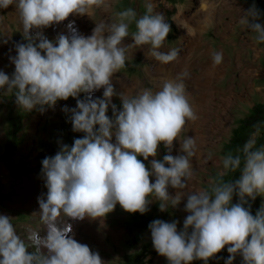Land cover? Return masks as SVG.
<instances>
[{"label":"clouds","instance_id":"clouds-1","mask_svg":"<svg viewBox=\"0 0 264 264\" xmlns=\"http://www.w3.org/2000/svg\"><path fill=\"white\" fill-rule=\"evenodd\" d=\"M12 4L19 11L28 43L17 44L18 55L10 57L15 64L12 77L0 71V89L6 86L8 93L15 90L16 103L27 111L101 88L104 99H78L77 108L71 109V122L73 131L84 132L85 136L75 139L71 147L63 145L55 156L42 161L48 191L46 200L39 199V205L46 235L32 231L22 239L11 218L0 215V264H104L98 252L69 235L72 228L64 217L102 218L117 203L125 211L143 214L148 210L149 196L161 202V210L169 204L176 206L181 196L171 197L168 186L185 189L193 179L189 158L195 156L197 147L195 139L187 137L181 143L184 155L166 154L163 162L153 159L152 171L138 159L156 157L161 142L171 152L186 122L197 119L179 77L165 80L156 92L142 89L131 98L120 94L122 110L117 112L113 104L115 118L106 115L116 94L111 78L126 66L128 59L122 42L129 36V24L135 20V44L150 45L157 61L167 64L175 60L179 49L173 48L167 54L160 51L171 27L151 3L138 20L135 10L128 8L118 14V24L96 25L88 37L73 34L69 39L61 34L55 44L40 38V32L34 37L30 30L62 22L71 14L83 15L93 6H105L106 0H0V8ZM259 16L253 5L241 23L264 42V25L255 22ZM105 32L109 33L107 37ZM36 38H40L38 44ZM222 59V53H213L215 64ZM113 135L115 143L111 142ZM253 146L254 141L250 140L243 147L240 179L234 183L219 180L211 191L188 195L185 210L190 214L184 220L183 231L178 232L175 221L157 219L149 224L152 244L169 264H190L194 259L207 262L225 245H231L227 248L231 255L226 264H232L237 253L244 264H264V209L253 216L241 203H231L237 190L241 201L246 195L254 199L257 194H264V147L253 150ZM223 166L234 172L241 166V157L229 154L223 159ZM153 174L154 183L150 182ZM30 247L34 251L29 252ZM41 249H47V253Z\"/></svg>","mask_w":264,"mask_h":264},{"label":"rangeland","instance_id":"rangeland-1","mask_svg":"<svg viewBox=\"0 0 264 264\" xmlns=\"http://www.w3.org/2000/svg\"><path fill=\"white\" fill-rule=\"evenodd\" d=\"M169 1L173 0H106L105 6H93L83 15L71 14L62 22L53 23L42 29L30 30V34L34 37L36 32H40V38H47L54 44L61 34L68 36L69 39H71L73 34L88 37L93 34L96 25L105 24L110 27L112 24H118L120 22L118 14L128 8L135 10L137 13L136 19L138 20L146 13V5L151 3L154 11L161 13L165 17V22L171 27L163 48L160 49L162 53L167 54L173 48L183 49V47L187 46V43L191 42L190 40L198 38L196 52L208 51L210 54L219 52L223 55L222 62L220 65H217L218 69L214 73V75H217L216 79L214 81L211 80L208 84L210 89L208 95L211 94L212 99L216 100L217 111L208 112L204 117L203 127L207 129V133L203 135V142L196 147V151L201 155V159L192 164L193 179L188 182L185 189H177L171 185L168 186L169 195L171 197H175L176 195L181 196L180 202L176 206L169 204L164 210H161V202L155 197L149 196L150 203L147 206L148 210L143 214L125 211L117 203L113 211L102 217L105 231L100 235L87 231L82 222L75 226L74 222L72 224L73 220L71 218L64 217V222L70 224L72 228L69 235L77 242L88 245L93 252H98L104 264H122L126 255L136 252L142 246L147 247L143 264H169L167 258L158 254L155 250L152 244L151 230L148 227L149 224L157 219L169 223L175 221L177 222L178 232L183 231L184 220L190 214L185 210L188 195L200 190L211 191L213 183L217 182V177L227 171L223 166V159L228 155L225 145L231 136L233 128L237 126L242 117L249 113L251 106L255 102L264 103V42L257 40V33L250 29L247 24L241 23V20L247 17V9L244 7H223L225 13L227 10L237 12L233 18H226L229 29L230 24L234 25V32L231 34V37L227 35L228 29H222V34L218 37L215 35L213 29L209 28L207 31L199 32V35H201L199 38V36L193 34L192 30L187 31L189 27L187 22L189 19L188 13L195 6L192 5L187 10L179 9L173 17V13L187 2L185 0H177V5L174 6ZM226 2L228 3V1ZM208 6L211 7L209 4ZM217 8L219 9L220 6ZM256 9L259 10L260 16L255 22L264 25V1H261ZM198 10H200L199 6ZM177 14L182 15L187 23V28L181 29L179 27L180 32L172 20V17L175 20ZM249 19L251 22V18ZM73 29L75 32H73ZM183 29H186L187 34ZM128 31L129 36L124 38L122 42L123 46L127 48L126 55L128 59L126 60V66L120 69L119 72L114 73L111 78L116 94L112 96L106 113L110 119L115 118L112 108L113 104L116 106L117 112L122 110L120 94L131 98L142 89H151L153 92H156L157 88H160V86H157L160 81H158L156 76L159 75L157 72L163 68L161 67L163 63L157 61L154 57L145 55V50L143 49L151 48L150 45L139 46L135 44L132 36L137 31L135 20L129 24ZM188 34L191 36L189 37ZM107 35L109 33L105 32L104 36L107 37ZM13 36H19L21 38L20 43H28L24 38L23 25L15 4L9 5L7 8H0V71L9 75L10 78L15 71V64L10 57L18 55L16 49L18 43L12 39ZM40 38L35 39L36 44L39 43ZM41 54L45 55L42 50ZM154 70L157 72L154 73ZM192 71L195 72L196 70L192 69ZM183 82L186 92L191 95H189L191 98L196 96L202 88L201 85L197 86L191 80H183ZM4 90L0 94L1 98H6V86ZM103 92L104 89L101 88L92 93H80L78 97L57 100L55 105L52 106H38L35 111L44 107V109L39 110L36 114L38 121H42L44 117L49 116V120L56 122V126L58 127L62 126L64 129L73 127L71 109L77 108V100L87 102L89 99H104ZM10 103L6 104L5 102L0 105L6 106L9 110L4 119L9 123H13L16 120L15 113L22 110L20 108L13 109ZM60 111L61 113L59 114ZM59 121H61V125H57ZM95 127L98 129L99 125ZM261 130H264V121L259 126L246 129L245 134L249 135V141H254V139L258 138ZM8 133L10 138L17 143L18 140L13 138L11 131ZM184 136L185 132H182L180 139L184 138ZM8 142L13 143L12 140H8ZM111 142H116L114 135ZM62 146L63 144L57 150L59 149L60 151ZM51 150L52 147L50 145H46L43 149L39 150L38 148L25 150L19 147L15 150V147H13L10 151L5 150L4 144L0 146V155L4 157V160L0 161V215H7L11 218V223L22 239H26L32 231L39 233L40 236L46 235V229L40 216L39 199L46 200L48 189L46 183H43L37 188H33L32 193L35 197L31 195L32 193H28V189L24 188L30 178L46 181L44 173L40 172L43 169V165L42 167L38 166L37 170H31L30 167L19 166L18 162L20 160L31 159L33 166H37L35 165L37 159L43 161L46 157H53L58 152L56 150L51 155L49 153ZM166 154L173 156L185 154L182 152L178 139L174 140L171 152L161 142L158 146L156 157L149 156L148 160H144L142 156H138V159L145 164L149 171H152L151 161L156 159L163 162V157ZM165 166L169 165L165 163ZM27 171H32V173H28ZM12 175H15V178H12ZM155 179L154 174L150 176V182L154 183ZM28 185L31 184L29 183ZM32 185L35 186V182H32ZM12 199L16 203L13 204ZM233 200L234 195L232 197ZM238 200L241 204L247 205L251 210H255V215L258 211L264 209V194H257L254 199L246 195L244 201H241L238 196ZM138 223L143 226H135ZM188 231L190 233L192 229L189 228ZM229 246L231 245H225L220 252L210 257L207 262L202 259H194L190 264H226L228 256L231 255L226 249ZM28 250L29 252L34 251L31 247ZM41 251L45 254L47 253V249H41ZM232 264H244L243 257L237 253Z\"/></svg>","mask_w":264,"mask_h":264},{"label":"crops","instance_id":"crops-1","mask_svg":"<svg viewBox=\"0 0 264 264\" xmlns=\"http://www.w3.org/2000/svg\"><path fill=\"white\" fill-rule=\"evenodd\" d=\"M202 1H206L209 5H211V9L208 12L198 10V6L200 5V2ZM226 1H228V3ZM261 1H264V0H185V2L187 3L183 5L184 7L180 6V8H178V10L173 13V17L179 11V9L187 10L188 7H191L192 5H194L195 8L189 11L188 13L189 19L187 20L188 25H190L189 27L190 29H192L193 34L199 36L200 38L201 35H199V32L207 31L209 28H212L215 35L220 37V35L222 34V29H225V30L228 29L229 31L227 30L228 31L227 35L231 37V34L234 32V25L230 24V29H229L228 21L226 20V18L227 19L230 17L233 18V16L236 15L237 12H235L234 10L233 11L227 10L225 13L223 11L224 9L223 7H244L248 10L253 5H255V8H256L261 3ZM170 3L171 5L173 4L174 6H176L177 0H173ZM219 6L220 8L218 9L217 7ZM173 17H172V20L177 25V28L179 29V26ZM183 30L187 34L186 29H183ZM179 32H180V29H179ZM190 36L191 35H189V37ZM3 91H5L4 88H3ZM14 93H15V90L12 93L5 92L6 98L0 97V104L1 103L4 104L5 102L6 104L7 103L9 104L11 102L10 104L13 109L20 108L22 110L20 112L15 113L16 120L13 123H9L4 119V116L8 114V111H9L8 108L6 106L0 105V146H2L3 144L5 145L8 142V140H12L14 143L13 145L15 147V150L17 147L23 148L25 150L29 148H36V149L38 148L39 150L41 149L42 145L46 143L54 142L55 136H57L58 132L62 131L64 128L62 126H59V127L56 126V122L50 121L49 116L44 117L42 121H38L36 114L38 113L39 110L44 109V107H41L40 109L35 111L36 107L40 106V105H37L32 110L27 111L21 108L16 103V96ZM60 113L61 111L59 112V114ZM60 122L61 121H59L57 125L60 124ZM9 131H11V133L13 134V138L18 140L17 143L13 139L10 138V135L8 133ZM262 147H264V145ZM31 161H32L31 159H26V160H20V162L18 163H19V166L30 167L31 170L33 169L37 170L38 166L42 167V164H41L42 160L40 159L36 160L35 165L37 166H33ZM14 163H16V161H14ZM27 172L32 173V171H27ZM40 172H43L42 169L40 170ZM12 176H13L12 178H15V175H12ZM32 182H35L36 185L35 186L32 185ZM29 183L31 185H28ZM43 183H46V181H43V180L39 181V180H34L30 178L28 183H26L24 189H28V193L31 194L33 192L32 191L33 188L35 189L38 186L42 185ZM31 195L35 197L33 193ZM25 199H28V198H25ZM12 203L14 204L16 202L12 199Z\"/></svg>","mask_w":264,"mask_h":264},{"label":"bare ground","instance_id":"bare-ground-1","mask_svg":"<svg viewBox=\"0 0 264 264\" xmlns=\"http://www.w3.org/2000/svg\"><path fill=\"white\" fill-rule=\"evenodd\" d=\"M199 9L202 11H205V10L208 11L211 9V7L208 6L207 2L202 1L200 2ZM183 18L184 17H182V15L180 14H177L175 16V21L177 22L178 26L181 29L187 28V23ZM190 30L192 29L188 27L187 31H190ZM190 34H192V32H190ZM198 40H199L198 38L197 39L194 38L190 40L191 42L187 43L186 47H183V49H179V56L175 60L169 62V64L167 63V65L164 63L163 65L161 64V67L163 68H161L160 71L158 72L154 70V73L157 72L159 74L156 76V78L158 79V81H160L159 85H157V86H160V88L162 87V84L165 80H176L178 77L180 79H183L184 81L191 80L197 86L201 85L202 87L201 90L193 98L189 97L190 94L186 92L189 103L191 104V107L193 108L194 113L197 116V119L189 120L186 122L185 130L183 131L185 132V136L184 138L178 139V142L181 145L184 139H186L187 137H193L195 139L197 147L203 142V135L207 133V129L203 127V120H204L205 115L208 114V112H214L215 110L217 111L216 100L212 99L211 94L208 95V93L210 92L208 84L211 80L214 81L216 79L217 75H214V73H216L218 69L217 64L214 63L213 54L208 53V51L196 52ZM131 45L133 44L131 43ZM143 50H145V55H147L148 57H152L151 48H148V49L145 48ZM192 69H195L196 71L193 72ZM185 72L188 73V75L182 76L181 74ZM160 88H157V91H159ZM189 159L192 165L195 161H199L201 159V155L199 154V152L196 151L195 156L190 157ZM102 221H103L102 218L93 219V218L85 217L83 220H73L72 224L74 222V225L76 226L80 222H82L87 231L89 232L92 231V233H95L96 235H100L103 233V231H105Z\"/></svg>","mask_w":264,"mask_h":264},{"label":"trees","instance_id":"trees-1","mask_svg":"<svg viewBox=\"0 0 264 264\" xmlns=\"http://www.w3.org/2000/svg\"><path fill=\"white\" fill-rule=\"evenodd\" d=\"M264 103L261 102H255L251 108L249 113H247L244 117H242L237 126L233 128L231 136L229 137V140L227 141V144L225 145V149L227 151V154H231L233 157L239 155L241 157V166L234 172L230 169H227V171L219 175L217 177V182L219 180H223L224 182H232L234 183L236 180L240 179L242 175V169H243V162H244V154H243V147L245 143L249 141V135L245 134V130L249 127H255L259 126L262 121H264ZM85 136L84 132L80 131H73V127H67L66 129H63L62 131H59L57 136H55L54 142L46 143L41 146V149H43L46 145H50L52 147V150L49 152L55 153L57 148H60L59 146L68 145L71 147L74 143V140L77 138H83ZM264 145V130H261L259 133L258 138L254 139V146L253 150L260 149ZM59 151V149L57 150ZM4 159L2 155H0V160ZM238 191V190H237ZM237 191H234V200L232 201V204L240 203L238 200V194ZM242 206L247 209L253 216H255L256 211L251 210L247 205L244 203ZM135 226H143L139 223ZM147 251L146 246H142L139 250L136 252L130 253L126 255L124 261L122 264H143V258L144 254Z\"/></svg>","mask_w":264,"mask_h":264},{"label":"water","instance_id":"water-1","mask_svg":"<svg viewBox=\"0 0 264 264\" xmlns=\"http://www.w3.org/2000/svg\"><path fill=\"white\" fill-rule=\"evenodd\" d=\"M12 39H13L15 42H17L18 44L21 42V38H20L19 36H13ZM2 92H3V89H0V94H1ZM13 147H14V145H13V143H11V142H7V143L5 144V150L10 151V150L13 149Z\"/></svg>","mask_w":264,"mask_h":264}]
</instances>
